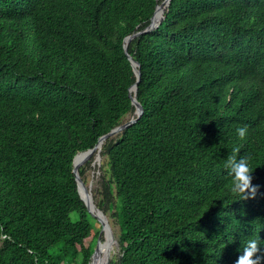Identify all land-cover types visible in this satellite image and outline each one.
<instances>
[{
	"label": "trees",
	"instance_id": "16d2710c",
	"mask_svg": "<svg viewBox=\"0 0 264 264\" xmlns=\"http://www.w3.org/2000/svg\"><path fill=\"white\" fill-rule=\"evenodd\" d=\"M156 3L127 47L137 116L123 42ZM127 113L93 193L118 226L103 264H234L264 239V0H0V264H91L72 161ZM233 149L255 196L230 191Z\"/></svg>",
	"mask_w": 264,
	"mask_h": 264
},
{
	"label": "water",
	"instance_id": "95a60500",
	"mask_svg": "<svg viewBox=\"0 0 264 264\" xmlns=\"http://www.w3.org/2000/svg\"><path fill=\"white\" fill-rule=\"evenodd\" d=\"M157 2V0H156ZM158 9V4L156 3L155 6V10L153 12L152 18H151V22L143 29L127 36L123 42V49L125 54L127 55L137 77H136V82L133 83L128 90V94L131 98V102L132 104L135 105L136 107V112L138 113L137 116H139L143 109H142V105L141 103L137 100L135 94H133V90H135L137 88V81L139 80V63L137 61H135L128 53L127 47H128V43L129 41L136 35L142 33V32H146L149 31L151 29H153L154 27H156L159 22L161 21L163 15L161 14L159 17H155L156 12ZM136 120V118H129L127 121L122 122L121 124H118L117 126L113 127L112 129H110L107 133L103 134L101 137H99L97 143L94 145L93 148L91 149H87L85 151H81L79 153H77L74 157H73V170L75 172V176H76V184H77V189L78 192L80 194V196L84 199L87 209L89 211V213L96 218V220L98 221V223L100 224L101 228L105 231V238L104 241H110L111 240V230H110V226L107 223L106 219H105V215L97 208V206L95 205V202L93 200V196L92 193L90 192V189H86L84 182L82 180V178L80 177L79 173H78V168H79V164L80 162H74L75 158L78 156L79 160H81V158L85 155H89L95 148H97L96 151V155L94 157L93 160V164H98L99 158H100V150H101V146L103 144V142L105 141V139L117 134L118 132L122 131L127 125L131 124L132 122H134ZM101 240H100V236L98 237L95 249L92 253V261L91 264H93V261L95 259V257L100 253V245H101Z\"/></svg>",
	"mask_w": 264,
	"mask_h": 264
},
{
	"label": "clouds",
	"instance_id": "9594fccd",
	"mask_svg": "<svg viewBox=\"0 0 264 264\" xmlns=\"http://www.w3.org/2000/svg\"><path fill=\"white\" fill-rule=\"evenodd\" d=\"M248 125L244 124L237 127L240 137L247 135ZM239 149H233V154L226 159L225 166L231 176L232 183L230 191L246 198L249 195L255 196L257 185L253 184V168L249 163V157L238 155ZM242 250L234 264H264V239L258 233H253L251 238L243 241Z\"/></svg>",
	"mask_w": 264,
	"mask_h": 264
},
{
	"label": "rangeland",
	"instance_id": "374dc122",
	"mask_svg": "<svg viewBox=\"0 0 264 264\" xmlns=\"http://www.w3.org/2000/svg\"><path fill=\"white\" fill-rule=\"evenodd\" d=\"M131 115H132V113H127L122 118V122L127 121L131 117ZM115 135H113V136H115ZM103 162H104V157H102L100 155L98 164H93V161H92L90 163V165L85 168L83 182H84V185H85L86 189H90V192L92 193V196H93V193L95 195V190H96V187H97V184H98L97 180L99 178V175L101 174L100 168H101V165L103 164ZM72 215H73V217H75L74 213ZM105 219H106L107 223L110 226L111 240L109 241L110 244H109V247L107 248V252L104 253V256H105L106 259L107 258L108 259H112V258H116L118 256V254H119V246H118L117 241H116V234L118 232V226L115 223L114 219L110 216L109 213L105 215ZM95 227L96 228L100 227V224L98 223V221L95 222ZM104 238H105L104 235H102L101 236V242L104 241ZM97 240H96V243H97ZM106 259H105V261H106Z\"/></svg>",
	"mask_w": 264,
	"mask_h": 264
},
{
	"label": "bare ground",
	"instance_id": "6f19581e",
	"mask_svg": "<svg viewBox=\"0 0 264 264\" xmlns=\"http://www.w3.org/2000/svg\"><path fill=\"white\" fill-rule=\"evenodd\" d=\"M161 14H162V12H161L160 6L158 5V9H157L155 17H159ZM78 158H79L78 156L75 158V161H74L75 163H76ZM108 244H109V241H103L101 243V245L99 247L100 253L95 257L93 264H103L102 259H101V255H102L103 251L105 250V248L107 247Z\"/></svg>",
	"mask_w": 264,
	"mask_h": 264
}]
</instances>
